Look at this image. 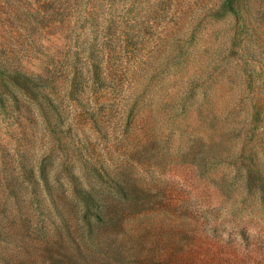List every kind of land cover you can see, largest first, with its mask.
<instances>
[{"label":"rangeland","instance_id":"1","mask_svg":"<svg viewBox=\"0 0 264 264\" xmlns=\"http://www.w3.org/2000/svg\"><path fill=\"white\" fill-rule=\"evenodd\" d=\"M0 264H264V0H0Z\"/></svg>","mask_w":264,"mask_h":264},{"label":"trees","instance_id":"2","mask_svg":"<svg viewBox=\"0 0 264 264\" xmlns=\"http://www.w3.org/2000/svg\"><path fill=\"white\" fill-rule=\"evenodd\" d=\"M26 81V79H24Z\"/></svg>","mask_w":264,"mask_h":264}]
</instances>
